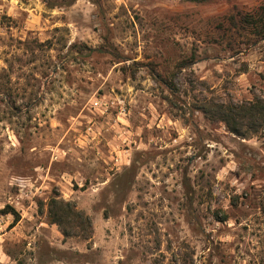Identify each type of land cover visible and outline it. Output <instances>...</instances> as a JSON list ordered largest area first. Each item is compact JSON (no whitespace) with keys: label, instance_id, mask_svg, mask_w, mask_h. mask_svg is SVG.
Listing matches in <instances>:
<instances>
[{"label":"rangeland","instance_id":"obj_1","mask_svg":"<svg viewBox=\"0 0 264 264\" xmlns=\"http://www.w3.org/2000/svg\"><path fill=\"white\" fill-rule=\"evenodd\" d=\"M260 7L0 0V264H264V131L213 112L264 99Z\"/></svg>","mask_w":264,"mask_h":264},{"label":"trees","instance_id":"obj_2","mask_svg":"<svg viewBox=\"0 0 264 264\" xmlns=\"http://www.w3.org/2000/svg\"><path fill=\"white\" fill-rule=\"evenodd\" d=\"M243 22L250 26L256 36L264 39V7H260L250 19ZM250 28V29H251ZM216 120L222 122L227 130L239 137L245 136L248 131L252 134L264 131V99L255 98L243 103H227L213 105ZM4 214H12L15 224L18 215L10 206L3 210ZM47 217L52 224H56L64 237H70L68 228L79 224L81 227H90V220L81 212L76 211L73 204L62 199L50 198L47 204Z\"/></svg>","mask_w":264,"mask_h":264},{"label":"built area","instance_id":"obj_3","mask_svg":"<svg viewBox=\"0 0 264 264\" xmlns=\"http://www.w3.org/2000/svg\"><path fill=\"white\" fill-rule=\"evenodd\" d=\"M113 104L114 102H110L109 100H106L104 98L103 99L95 98L93 102H91V107L100 112H105Z\"/></svg>","mask_w":264,"mask_h":264}]
</instances>
